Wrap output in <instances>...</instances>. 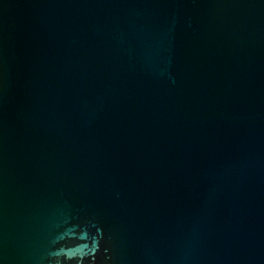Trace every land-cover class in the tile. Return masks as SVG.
Wrapping results in <instances>:
<instances>
[{
  "label": "water",
  "instance_id": "obj_1",
  "mask_svg": "<svg viewBox=\"0 0 264 264\" xmlns=\"http://www.w3.org/2000/svg\"><path fill=\"white\" fill-rule=\"evenodd\" d=\"M0 264H264V0H0Z\"/></svg>",
  "mask_w": 264,
  "mask_h": 264
}]
</instances>
